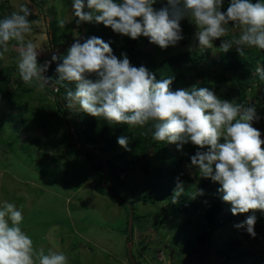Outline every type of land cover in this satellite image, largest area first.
<instances>
[{
    "label": "rangeland",
    "instance_id": "rangeland-1",
    "mask_svg": "<svg viewBox=\"0 0 264 264\" xmlns=\"http://www.w3.org/2000/svg\"><path fill=\"white\" fill-rule=\"evenodd\" d=\"M98 1L92 0L91 6ZM128 1L131 16L122 18L115 51L104 49L111 53L118 74L103 72L102 62L110 57L101 54L104 44H99L100 54L92 53V33L86 41L90 52L82 54L93 56L94 66L67 90L66 117L45 88L44 72L53 56L82 38L77 10L84 0H0L3 67L12 75L11 90L26 104V110L12 111L0 98V110L5 109L0 118V264H264V145L260 143L264 98H257L256 93L260 81L264 83V0L244 4L191 0L177 11L175 0ZM137 51L152 54L158 62L182 53L191 55L192 62L181 69L183 77L173 94L203 77L206 89L200 100L211 96L218 108L201 114L196 127L204 156L219 166L216 175L210 166L201 165L203 160L174 168L179 143L173 124L164 137L171 152L167 162L159 157L163 148L157 145L128 173L116 157L120 151L104 153L107 164L95 153L90 159L94 167L70 159L83 156L72 137L80 146L97 148L82 137L80 114L95 109L96 100L112 80L118 76L136 80L155 72ZM225 51L245 63L239 71L242 77L220 64ZM239 86L245 89L249 108L237 128L224 122L226 112L239 100ZM141 101L151 104L152 98ZM18 116L36 127L13 123ZM9 119L12 122L5 125ZM152 122L149 115L145 124ZM10 128L16 137L12 147L3 143L12 138ZM51 138L55 144L42 150L35 147L38 139ZM210 144L214 147L208 148ZM64 145L67 148L59 150ZM103 170L109 177L107 190ZM175 170L168 181L166 177ZM84 171L98 173L104 193L95 192L94 181L84 184L85 176L77 180ZM158 171L162 177H156ZM14 176L69 186H42L44 191L35 195L30 186H19ZM219 189L225 191L227 202L217 221L226 225L211 232L206 213L217 202ZM108 190L128 206L114 201ZM245 206L254 214L262 212V219L250 222ZM251 230L260 234L248 242Z\"/></svg>",
    "mask_w": 264,
    "mask_h": 264
},
{
    "label": "trees",
    "instance_id": "trees-1",
    "mask_svg": "<svg viewBox=\"0 0 264 264\" xmlns=\"http://www.w3.org/2000/svg\"><path fill=\"white\" fill-rule=\"evenodd\" d=\"M225 1L237 4L248 2V0ZM91 3L92 0H84L77 10L82 31H86L85 36L83 39L77 40L78 43L73 47V52L68 50L55 58L45 76L48 81L45 85L47 92L56 99L58 110H62L66 117L69 116V110L65 105L67 90L71 89L74 81L81 80L86 71L94 66L93 56L87 55L84 57L82 54L83 51H89L90 49L89 44H86L88 37L92 33L95 34L94 42L91 44L94 55L100 54L101 47L99 44H104L101 54L110 58L103 60L102 70L104 73L116 75L118 69L112 63L113 58L110 54L115 51L116 37L122 27V18L131 16L132 4L128 0H99L96 4L97 8L91 6ZM191 3V0H175L173 8L177 11L183 9L185 4ZM10 19L11 17L7 21H10ZM158 26L160 28V24ZM4 48L5 40L1 39L0 98L4 99L8 109L21 107L24 111L26 110V104L22 101L23 98L18 92L11 90L12 75L3 67ZM136 55L140 59L146 60L152 68L156 69L155 72L146 74L136 80H129L120 76L115 77L96 100L95 109L92 112L89 110L81 112V135L88 143L97 146V148L92 149L93 151L80 150V152L89 159H92V156H95L96 153V157L102 162L100 155L120 151L116 157L125 166L123 171L128 173L133 170L132 165H137L146 159L150 155V148L157 145V147L161 146L163 148L159 157L167 162L171 158V152L164 137L167 135L168 127L173 124V132L177 137V143H179V153L176 162H174V168L177 169L182 163L195 164L203 160L201 165L203 167L210 166L211 172L216 175L219 166L211 164V160L204 156L203 140L196 127V121L201 114H210L218 108L211 96L205 102L200 100V95L206 89L203 77L194 80L190 86L185 85L181 93L173 94L183 77L181 69L192 62L191 55L189 53L173 55L166 57L161 62H158L148 52L137 51ZM261 62L264 67V59ZM220 64L227 65L226 70L234 71L238 77L243 76L242 72L239 71L246 67L245 63L230 51L222 52ZM262 84L264 83L260 81V87H262ZM238 88L239 100L236 105L226 112L224 122L227 126L235 124L237 128L240 126V118L244 116L249 108L245 100V89L241 86ZM146 96L152 98L151 104L141 101V98ZM257 98L263 99L264 96L260 97L257 94ZM222 107L224 110L226 109L224 106ZM13 109L12 111H14ZM4 110V108L0 110V118L3 117ZM149 115H151L153 122L146 125L145 121ZM168 116H171L170 120H168ZM0 121L3 120L0 119ZM11 122V119L5 121V125ZM13 123H26L30 128L36 127L31 126L29 120L22 119L20 116L13 120ZM40 124L42 123L37 125ZM10 129L13 130L14 128ZM11 137H7L5 141L3 140V143L8 142L7 144L10 147H12V139L15 140L16 138L14 130L11 131ZM72 141L75 145L77 144L74 137H72ZM208 146V148L214 147L213 144ZM81 147L91 149L85 144ZM175 173L176 170L166 179L171 180ZM155 175H157V178L162 177L160 171ZM105 177L108 181L109 177L103 170L102 182ZM108 192H110L109 194L114 201L125 204L115 192ZM216 199L217 202L212 204L206 213L211 232H215L226 225V222L217 221L219 212L227 202L225 191L222 189L217 190ZM243 209L248 213L250 222L262 219V212L254 214L250 206H245ZM132 210L134 212V208ZM261 211H264V208ZM255 224L258 225L259 223Z\"/></svg>",
    "mask_w": 264,
    "mask_h": 264
},
{
    "label": "crops",
    "instance_id": "crops-1",
    "mask_svg": "<svg viewBox=\"0 0 264 264\" xmlns=\"http://www.w3.org/2000/svg\"><path fill=\"white\" fill-rule=\"evenodd\" d=\"M65 138H66V136H64ZM67 140V139H66ZM68 141V140H67ZM56 142H54L53 140H52V138H51V140L50 141H44V140H40V139H38L37 141H35V147L36 148H38L39 150H42V149H44V148H46L48 145H53V144H55ZM69 143H71L70 141H69ZM44 144V145H43ZM46 144V145H45ZM64 148H67V146L66 145H64V146H62V147H59V150H62V149H64ZM71 160H73L75 163H77L78 161H81V163H88V165L91 167V164H92V166L94 167V165H93V163H92V161L89 159V158H87V157H85V156H81L80 155V158H74V157H72V158H70ZM25 168V167H24ZM80 174V175H79ZM78 175H79V177H78V179L77 180H80V176L82 175V176H85L84 178H83V181H84V184H88V183H90V182H92V181H94V190H95V192L96 193H104V191L103 190H101L100 189V187H101V178H100V176L98 175V173L96 174V176L94 175V174H92V175H89V173L88 172H86V171H84L82 174L81 173H79ZM13 179L16 181V183L19 185V186H30V188H31V190H30V193L32 192V193H34L35 195L37 194V193H35V192H37V191H44V189H43V187L42 186H69V184H66V183H62V182H58L59 183V185L57 184V185H55V184H52V183H49V182H47V181H41L42 183H39L38 181H35V179H30L29 177H26V178H23V177H19V176H14L13 177ZM79 184V186H82V185H84V184H82V182H79L78 183ZM100 186V187H99ZM107 188H108V186H107ZM109 189V188H108ZM108 191H110V190H108ZM108 193V192H107ZM106 194V193H105ZM55 197V196H54ZM41 197H39L38 198V200L40 199ZM37 200V201H38ZM51 200H52V197H51ZM11 205H12V202H11ZM70 237V236H69ZM68 237V238H69ZM67 241V240H66ZM65 241H63V243H64Z\"/></svg>",
    "mask_w": 264,
    "mask_h": 264
},
{
    "label": "water",
    "instance_id": "water-1",
    "mask_svg": "<svg viewBox=\"0 0 264 264\" xmlns=\"http://www.w3.org/2000/svg\"><path fill=\"white\" fill-rule=\"evenodd\" d=\"M85 33H86V31H83V36H82L81 39H83V37L85 36ZM77 43L78 42L76 41L73 44L69 45L66 49L62 50L58 55L53 56L49 60V63L46 65V68H45V73H44L45 76H46V72L49 70V68H50L51 64L53 63L54 59L59 57L61 54L65 53L67 51V49H70V48L74 47ZM263 93H264V88L263 87H259L258 88V92H257L258 96H261ZM69 122H70V120H69ZM70 129H71V132L73 133L71 122H70ZM81 149L84 150V151H93L92 149H88V148H81ZM100 158H101L102 162L104 164H106L107 159L103 155H100ZM103 187L107 190V177H105V179H104ZM130 212H131V216H130V220H129V231H130L129 235H130V238L132 239V232H131L132 231V227H133V216H132L133 211H132V209H130ZM259 234H260L259 230H251L246 235V240L248 242H253V241L256 240V238L259 236ZM129 249H130V252H131V245H130ZM131 257L133 258L132 255H131Z\"/></svg>",
    "mask_w": 264,
    "mask_h": 264
},
{
    "label": "clouds",
    "instance_id": "clouds-1",
    "mask_svg": "<svg viewBox=\"0 0 264 264\" xmlns=\"http://www.w3.org/2000/svg\"><path fill=\"white\" fill-rule=\"evenodd\" d=\"M47 79V78H46ZM72 130H73V128H72ZM72 133V132H71ZM72 135L74 136V134L72 133ZM75 144V143H74ZM76 147L79 149V150H82L81 148H83V147H81L79 144H76ZM105 179V178H104Z\"/></svg>",
    "mask_w": 264,
    "mask_h": 264
},
{
    "label": "built area",
    "instance_id": "built-area-1",
    "mask_svg": "<svg viewBox=\"0 0 264 264\" xmlns=\"http://www.w3.org/2000/svg\"><path fill=\"white\" fill-rule=\"evenodd\" d=\"M262 145H264V138H263V140H261V142H260Z\"/></svg>",
    "mask_w": 264,
    "mask_h": 264
}]
</instances>
